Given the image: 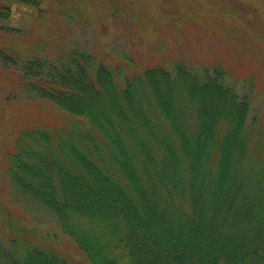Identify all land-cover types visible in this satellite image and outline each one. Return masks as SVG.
<instances>
[{"label":"trees","instance_id":"1","mask_svg":"<svg viewBox=\"0 0 264 264\" xmlns=\"http://www.w3.org/2000/svg\"><path fill=\"white\" fill-rule=\"evenodd\" d=\"M120 1L108 12L128 25L137 3ZM47 5L0 1V31L21 32L20 6L44 16ZM66 44L0 47L21 94L61 114L19 129L0 161L12 187L48 208L90 264H264V104L255 110L251 78ZM6 223L17 235H0V264H76Z\"/></svg>","mask_w":264,"mask_h":264},{"label":"rangeland","instance_id":"2","mask_svg":"<svg viewBox=\"0 0 264 264\" xmlns=\"http://www.w3.org/2000/svg\"><path fill=\"white\" fill-rule=\"evenodd\" d=\"M111 1L47 0L44 16L20 6L15 19L21 32L1 30L0 47H30L38 40L54 45L64 42L67 47L78 42L102 50L108 58L111 49L127 48L149 65L181 58L199 65L222 64L230 75L251 78L253 89L252 85L248 89L256 92L255 110L260 112L264 104V0H136V18L128 25L111 16ZM61 2V10L65 7L64 13L71 17L56 14ZM127 3L121 0L116 5L124 8ZM18 81L17 70L0 64L1 162L21 127L35 122L52 125L61 118L57 108L22 95ZM0 208L10 211L6 215L0 209L5 220L0 235L5 241L8 235L10 239L17 235L6 223L14 219L24 228L26 239L62 252L73 263L90 264L62 233L48 208L12 187L4 165L0 166Z\"/></svg>","mask_w":264,"mask_h":264}]
</instances>
